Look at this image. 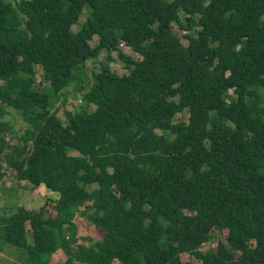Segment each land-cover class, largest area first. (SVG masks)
I'll list each match as a JSON object with an SVG mask.
<instances>
[{
  "label": "trees",
  "instance_id": "obj_1",
  "mask_svg": "<svg viewBox=\"0 0 264 264\" xmlns=\"http://www.w3.org/2000/svg\"><path fill=\"white\" fill-rule=\"evenodd\" d=\"M71 85L85 104L63 121ZM262 89L264 0H0V182L57 193L54 214L0 213V245L25 264H264ZM78 215L100 240L78 243Z\"/></svg>",
  "mask_w": 264,
  "mask_h": 264
},
{
  "label": "rangeland",
  "instance_id": "obj_2",
  "mask_svg": "<svg viewBox=\"0 0 264 264\" xmlns=\"http://www.w3.org/2000/svg\"><path fill=\"white\" fill-rule=\"evenodd\" d=\"M5 2H9L10 0H4ZM87 7L83 8L82 14L79 16V23L73 24L71 28L73 30H77L79 28L80 23L84 20L86 16ZM173 30L177 33L180 42L183 46L187 45V39L183 37L185 33L184 30L178 27L176 23H173ZM96 44V37L93 38L91 45ZM119 50L122 53L129 55L132 58H138L139 55L133 53L130 49H128L125 45L120 44ZM113 56V60L109 62V66L116 73H126L128 68L126 66V62L116 56L115 52L111 53ZM103 61L106 62V53H99L98 56L89 58L85 61L84 67H82V71H79L77 76L78 78H85V74L88 77H91V74L98 72L99 65ZM41 68L39 65L35 66V74H33V79H35V85L41 87L42 89H48V84L42 79L41 76ZM67 98L64 101L63 97L57 103L58 106V115L61 117L63 121H65V111H73L74 109L85 104L84 100L81 97L79 92H76L73 86H69L66 91ZM260 94L262 97V104L264 106V89L260 90ZM231 96V90L227 92V98ZM89 108H94L93 104L89 105ZM182 115L184 119L187 117V113L184 111L182 113L177 114ZM10 122L11 128L8 129V132L4 134V139L8 140L10 144L20 145L19 141L16 139L18 134L22 131V121L17 112L12 111L10 109L6 110L5 116ZM57 195L56 192L47 189L43 185H38L36 187H32L29 183L25 181L16 180L13 174L9 170H5L3 172V179L0 182V213H9L16 209L17 206H23L26 209L37 210L41 205L44 206L47 213L54 214V211L50 204L45 203V200L48 199L50 201V197H55ZM76 223V237L78 243H83L89 245L97 240H100L103 236L102 230L95 228L93 225L88 223L84 216L78 215L75 217ZM28 228V225H25ZM216 242L212 244L206 243L203 244L200 250H204L209 246L215 245ZM65 256L61 251L56 252L50 258L49 264H65ZM186 259V257H183ZM0 264H25L22 258L21 253L16 251L14 248L8 245H0ZM73 264H84L80 262H73ZM116 264V262L112 263Z\"/></svg>",
  "mask_w": 264,
  "mask_h": 264
}]
</instances>
